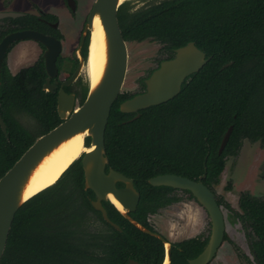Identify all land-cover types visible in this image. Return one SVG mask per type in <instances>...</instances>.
Returning <instances> with one entry per match:
<instances>
[{
	"label": "trees",
	"instance_id": "trees-1",
	"mask_svg": "<svg viewBox=\"0 0 264 264\" xmlns=\"http://www.w3.org/2000/svg\"><path fill=\"white\" fill-rule=\"evenodd\" d=\"M44 16L57 18L52 13ZM118 19L126 41L150 38L164 43L169 52L194 41L208 57L176 96L139 110L137 117L120 110L130 92H121L111 108L106 169L133 178L141 196L130 215L156 231L150 215L181 197L173 187L151 185L149 178L173 173L199 180L207 168L203 182L215 191L227 157L238 154L245 139L264 146V0H146L139 6L126 0ZM87 45L88 37L84 55ZM64 60L58 61L59 70ZM68 61L66 68L72 72L77 60ZM45 78L43 59L16 74L5 65L2 69L0 111L6 131L0 125V177L37 137L62 121L58 92L43 88ZM65 89L75 92L79 104L88 93L80 78ZM230 125L228 141L219 152ZM93 199L94 191L85 188L80 157L18 209L0 264H129L131 259L163 263L160 238L135 226L110 200L103 201L118 230L92 205ZM219 202L233 210L222 196ZM238 206L233 214L247 231L254 261L264 264V194L242 191ZM207 240L195 236L171 242L170 264H189Z\"/></svg>",
	"mask_w": 264,
	"mask_h": 264
},
{
	"label": "water",
	"instance_id": "water-1",
	"mask_svg": "<svg viewBox=\"0 0 264 264\" xmlns=\"http://www.w3.org/2000/svg\"><path fill=\"white\" fill-rule=\"evenodd\" d=\"M126 0H95L88 14L84 32L78 47L79 64L73 74L62 82L58 91L57 109L62 121L47 133L37 137L33 144L20 156V158L0 177V261L3 256L9 233L16 212L29 198L25 197V189L34 170L42 160L63 141L71 138L79 132L87 131L86 138L90 137L88 147L92 150L81 155V163L85 175V188L92 189L95 199L92 205L100 210L105 220L110 222L118 230L120 225L111 220L103 201L111 203L135 226L142 231L160 238L165 246V258L171 263V242L162 234L152 231L131 217L130 212L137 209L140 201V192L136 189L133 178L109 167L106 155L105 132L108 124L111 108L122 92L128 70V43L125 40L118 19L119 7ZM72 8L74 0H68ZM20 13L0 12V18L17 16ZM99 16L106 37V65L102 77L95 86L88 82V93L82 104H77L74 93H68L63 86L70 85L81 74L85 66V59L81 55V47L84 43L87 31H92L95 17ZM91 36V35H90ZM30 38L42 42L46 46L44 52L47 79L43 88L54 91L55 83L51 82L58 74L57 58L62 50L59 39L35 30H24L7 35L0 44V77L2 60L5 47L16 39ZM207 61L205 52L200 50L194 42H189L176 49L175 57L164 60L160 66L146 78V90L134 95L120 103L122 112H137L141 109L165 102L180 91L186 78L198 71ZM138 116V115H137ZM0 125L6 131V124L0 111ZM232 125L229 126L223 136L219 152L228 141ZM80 158V157H79ZM207 168L199 180L187 176L166 173L149 178L153 186H170L177 189L188 190L195 199L206 209L212 224L211 234L207 244L201 253L189 259V264H208L216 255L225 235V220L223 211L218 203L216 194L204 182ZM123 183V186H118ZM47 188V187H46ZM45 189V188H44ZM110 194L121 203L123 209L118 207ZM129 264H141L131 259Z\"/></svg>",
	"mask_w": 264,
	"mask_h": 264
},
{
	"label": "rangeland",
	"instance_id": "rangeland-1",
	"mask_svg": "<svg viewBox=\"0 0 264 264\" xmlns=\"http://www.w3.org/2000/svg\"><path fill=\"white\" fill-rule=\"evenodd\" d=\"M78 11L73 19L65 0H0V10L4 7L24 9L36 13V7L56 13L61 20V28L65 35L64 55H70L83 29L87 14L95 0H74ZM29 48V47H28ZM26 51V52H25ZM15 63L16 68L28 63L33 56L29 50ZM128 70L122 92H136L140 89V80L155 66L159 57V45L154 41L128 42ZM25 59V60H23ZM84 83L89 82L86 68L82 69ZM79 105V102H78ZM218 194L238 210L239 197L242 191L252 194H264V147L259 142L247 139L236 155H229L220 182L215 186ZM180 192V191H178ZM182 193L184 199L161 209L150 216L152 225L170 242L180 241L196 235H207L211 230L209 216L197 200ZM226 214V230L229 239L219 249L217 257L210 264H255L249 247V239L240 221L230 209L224 208Z\"/></svg>",
	"mask_w": 264,
	"mask_h": 264
},
{
	"label": "flooded vegetation",
	"instance_id": "flooded-vegetation-1",
	"mask_svg": "<svg viewBox=\"0 0 264 264\" xmlns=\"http://www.w3.org/2000/svg\"><path fill=\"white\" fill-rule=\"evenodd\" d=\"M66 4H68V8L70 10V13H71V16L73 19L77 18V16H75V13L78 11V7H76V2H75V8L73 9L71 4L68 2V0H65ZM132 2L136 5V6H139V5H142L146 2V0H132ZM93 6V5H92ZM36 9V13L34 12H31V11H28V10H24V9H21V10H18V9H11V8H8V7H4V9H1L0 12H14V13H20L19 15L13 17V16H6V17H3V18H0V44L2 43L3 39L11 34V33H14V32H18V31H24V30H35V31H39L41 33H44V34H47V35H51L57 39H59L62 43V50L60 52V54L58 55V58H57V67H58V74L56 77H53L51 79V82L52 83H55L56 87L54 88V90H57V92L59 91V89L62 87V82L66 79H68L72 74L73 72L75 71V69L77 68L78 64H79V61H80V57L78 56V47L80 45V42H81V38H82V35H83V32H84V27H85V24H86V21H87V17H88V14L86 16V19H85V22H84V26H83V29L77 39V43L75 45V47L73 48V51L70 55H64L63 54V51H64V40H65V35H64V32L62 31V28H61V20H60V17L56 14V13H53V12H49V11H45L43 10L42 8L40 7H34ZM133 8H137V7H133ZM90 12V11H89ZM45 13H52L54 14L57 18L55 20H50L48 19L47 17L44 16ZM33 18H36L37 20H34ZM32 19L33 21L31 22ZM90 31H87V34L85 36V40H84V43L80 49V53L82 55V57L85 59V61L87 60V56H88V49H89V43H90ZM88 37V45H87V51H86V55H84V50H83V47H84V44H85V41H86V38ZM154 41L156 42L158 45H159V57L157 58L156 62H155V66L148 72L147 75H145L141 80H140V83H141V86H140V89L136 92H133L132 96L133 97L134 95L136 94H139V93H143L145 90H146V84H145V80L146 78H148L152 72L154 70H156L160 64L162 63V61L164 60H168V59H171L173 57H175L176 55V49H178L179 47H174L172 48V52H169L168 48H166V45L160 41H157V40H153V39H150V38H147V39H144L142 41H137V42H143V41ZM130 42V41H127V43ZM189 42H194V41H189ZM187 42V43H189ZM186 43V44H187ZM195 43V42H194ZM185 44V45H186ZM196 45V43H195ZM184 46V45H182ZM197 46V45H196ZM29 47V48H28ZM198 47V46H197ZM199 48V47H198ZM200 49V48H199ZM25 50H29L30 53H33V56L30 57L27 61L28 63H25V64H22L21 66H19L18 68H16L15 66V63L17 64L18 63V60L21 56H23V51ZM46 50V46L40 42V41H37V40H34V39H30V38H23V39H16L14 41H11L6 47H5V50H4V53H3V60H2V69L4 67V65L7 67V69L12 73V74H16L18 73L22 68H25L27 66H30V65H33L34 63L38 62L39 60L43 59V62H44V67H45V58H44V52ZM202 50V49H200ZM203 51V50H202ZM26 52V51H25ZM205 56H206V53H205ZM62 58H65L67 60H64V62H62L63 64V69L62 70H59V65H58V61L59 60H62ZM207 60H208V57H206ZM68 59H75L77 60V65L76 67L74 68V70L72 72H70L69 70H67L66 66L67 64L69 63ZM25 60V59H23ZM85 68V66L83 67ZM2 69H1V76H2ZM45 72H46V68H45ZM82 73V72H81ZM81 77V74L78 76V78L73 81L70 85H73L75 84V82H77L79 80V78ZM46 79H47V73H46V78H45V82H46ZM81 79V78H80ZM142 81L144 82V86L142 85ZM0 82H1V77H0ZM44 82V83H45ZM44 83H43V86H44ZM70 85H67V86H63L64 90L68 93H74V91H67L65 89V87H68ZM76 96V94H75ZM130 97V98H131ZM129 99V98H128ZM126 100V99H125ZM76 102L78 104V99L76 97ZM82 104V103H80ZM139 111L137 112H131V113H136L135 117H137V115L139 114L138 113ZM91 141V139H90ZM260 143V142H259ZM261 145V144H260ZM262 146V145H261ZM264 147V146H263ZM177 189V188H175ZM177 191H180V192H184L185 190L183 189H177ZM217 198H218V203L223 211V215H224V220H225V235H224V239H223V242L222 244L220 245V247L218 248L217 252H216V255L214 256V258L208 263L210 264L218 255V252H219V249L222 247L223 243L225 240L229 239V235L227 234V230H226V214H225V210L224 208H227L225 206V204L223 203H220L219 202V197L221 196L220 194L217 193L216 189L215 191L212 190ZM178 192V196L181 197V200L179 201H176L174 202L173 204H176L180 201H182L184 199L182 193ZM189 197L190 194L187 193ZM193 199H195V197H191ZM196 200V199H195ZM198 202V201H197ZM199 203V202H198ZM172 205V204H171ZM170 206V205H169ZM232 207V206H231ZM233 208V207H232ZM163 209V208H162ZM205 209V208H204ZM229 209V208H228ZM161 210V209H160ZM159 210V211H160ZM206 210V209H205ZM231 210V209H230ZM235 209L233 208V210H231V212L233 213ZM207 212V211H206ZM157 214V213H156ZM208 214V213H207ZM152 215H155V214H151L150 216ZM209 216V214H208ZM210 219V217H209ZM151 221V219H150ZM152 224V223H151ZM210 224H211V221H210ZM154 227V226H153ZM243 227V226H242ZM155 228V227H154ZM211 228H212V224H211ZM156 232L160 233L156 228H155ZM245 230V229H244ZM154 231V230H153ZM245 233L247 235V231L245 230ZM162 234V233H160ZM210 234H211V230L209 231V233L207 235H200V237L202 238H208L209 240V237H210ZM163 235V234H162ZM164 236V235H163ZM198 236V235H196ZM227 236V238H226ZM165 237V236H164ZM195 237V236H194ZM248 237V236H247ZM190 238V237H189ZM186 239V238H185ZM249 239V238H248ZM183 240V239H182ZM207 240V242H208ZM249 241V247H250V250H251V244H250V240ZM207 244V243H206ZM204 249V248H203ZM201 253V252H200ZM199 253V254H200ZM251 253L253 255V252L251 250ZM198 254V255H199ZM197 255V256H198ZM253 261H254V257H253ZM254 263L256 264V262L254 261Z\"/></svg>",
	"mask_w": 264,
	"mask_h": 264
},
{
	"label": "bare ground",
	"instance_id": "bare-ground-1",
	"mask_svg": "<svg viewBox=\"0 0 264 264\" xmlns=\"http://www.w3.org/2000/svg\"><path fill=\"white\" fill-rule=\"evenodd\" d=\"M106 37L99 16L95 17L90 36L88 56L85 63L86 72L91 86H95L102 77L106 65ZM87 131L79 132L63 141L53 149L34 170L25 189V197L35 194L55 183L63 172L84 152L90 151L94 146L85 144ZM110 199L121 209L123 206L110 194ZM167 259L164 264H167Z\"/></svg>",
	"mask_w": 264,
	"mask_h": 264
}]
</instances>
